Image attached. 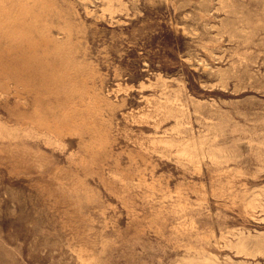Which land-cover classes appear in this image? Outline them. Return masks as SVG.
Masks as SVG:
<instances>
[{
  "label": "rangeland",
  "instance_id": "1",
  "mask_svg": "<svg viewBox=\"0 0 264 264\" xmlns=\"http://www.w3.org/2000/svg\"><path fill=\"white\" fill-rule=\"evenodd\" d=\"M0 264H264V0H0Z\"/></svg>",
  "mask_w": 264,
  "mask_h": 264
}]
</instances>
